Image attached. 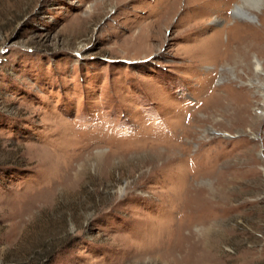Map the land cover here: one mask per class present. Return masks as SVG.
Masks as SVG:
<instances>
[{
    "label": "rangeland",
    "instance_id": "374dc122",
    "mask_svg": "<svg viewBox=\"0 0 264 264\" xmlns=\"http://www.w3.org/2000/svg\"><path fill=\"white\" fill-rule=\"evenodd\" d=\"M241 2L0 0V264H264Z\"/></svg>",
    "mask_w": 264,
    "mask_h": 264
},
{
    "label": "bare ground",
    "instance_id": "6f19581e",
    "mask_svg": "<svg viewBox=\"0 0 264 264\" xmlns=\"http://www.w3.org/2000/svg\"><path fill=\"white\" fill-rule=\"evenodd\" d=\"M240 1H242L240 4H238L237 5V7H236V9L238 10V12H240L241 11V14H239V13H237L236 14V16L238 15V16H240V15H244V9H243V6L246 4V3H248V1L249 0H240ZM260 2V1H259ZM237 12V11H236ZM243 36V35H242ZM245 36L244 37H240L239 39H238V41H241V40H244V42H246V40H245Z\"/></svg>",
    "mask_w": 264,
    "mask_h": 264
}]
</instances>
